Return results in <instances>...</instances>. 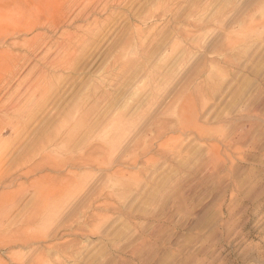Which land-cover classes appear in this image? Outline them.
<instances>
[{
  "label": "rangeland",
  "instance_id": "rangeland-1",
  "mask_svg": "<svg viewBox=\"0 0 264 264\" xmlns=\"http://www.w3.org/2000/svg\"><path fill=\"white\" fill-rule=\"evenodd\" d=\"M0 264H264V0H0Z\"/></svg>",
  "mask_w": 264,
  "mask_h": 264
}]
</instances>
